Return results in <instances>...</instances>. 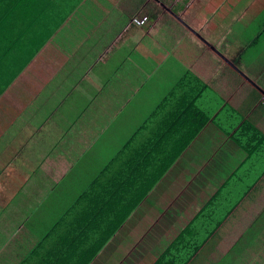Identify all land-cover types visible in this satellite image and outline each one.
<instances>
[{"label": "crops", "instance_id": "obj_1", "mask_svg": "<svg viewBox=\"0 0 264 264\" xmlns=\"http://www.w3.org/2000/svg\"><path fill=\"white\" fill-rule=\"evenodd\" d=\"M79 263L264 264V0H0V264Z\"/></svg>", "mask_w": 264, "mask_h": 264}, {"label": "trees", "instance_id": "obj_2", "mask_svg": "<svg viewBox=\"0 0 264 264\" xmlns=\"http://www.w3.org/2000/svg\"><path fill=\"white\" fill-rule=\"evenodd\" d=\"M198 131H199V127L196 129L194 136L198 133ZM118 179L119 178L114 173H105L104 179L96 180L95 183L98 184L100 187L107 188L105 185H108V184L111 186L117 185ZM113 188L115 189V187H113ZM100 198H101V195H100ZM75 207L77 208V205ZM133 210L134 209L131 208L130 210H128V212L129 213L133 212ZM128 212L124 216H122V218L120 219V221L116 225H114L113 227H110V226L107 227V235H103L104 237H102V238L95 235L94 240H96V241L93 244H91V246H89V248L82 250V254H81L80 250L78 251L77 255L80 258V260L82 259L81 261L84 260L83 257H87L85 259L86 261L84 263L91 261V259H93L102 250V248L105 246V244L111 239V237L117 232V230L121 227V225L127 220L128 215H129ZM117 214H118V211H117ZM92 228H94V233L99 232L100 227H98V225H96ZM69 245H70L71 251L76 252V250H77L76 242H73V243L70 242ZM67 254H69L68 251H67ZM79 264H81V263H79Z\"/></svg>", "mask_w": 264, "mask_h": 264}, {"label": "rangeland", "instance_id": "obj_3", "mask_svg": "<svg viewBox=\"0 0 264 264\" xmlns=\"http://www.w3.org/2000/svg\"><path fill=\"white\" fill-rule=\"evenodd\" d=\"M114 143V145H111V146H103V147H97L98 148V150L100 151V152H102L103 151V149L104 150H106L105 152H111V150H115V148H117V146L118 145H120V143H121V141H119V140H117L116 138H113V140H112ZM106 147H108V149H106ZM101 148H103V149H101ZM98 173H79L78 174V176H81V178H79V183L81 182L83 185H85L86 186V181H87V179L86 178H88L89 179V177L90 178H92L93 179V176H95V175H97ZM83 177V178H82ZM91 179V180H92ZM77 182V181H76ZM62 192H66V193H75V191H79L77 194H79V193H81V185H78V183H77V186L76 187H74V188H72V189H67V188H65V187H63V189L61 190ZM83 206V205H82ZM89 209H87L86 207H77L76 208V211H75V214H76V219L78 220V221H81V220H83L84 218H85V216H86V213H87V211H88ZM62 212H64V211H52L51 213H50V215L52 216V218H58L59 216H60V214L62 213ZM75 219V220H76ZM54 222V221H53ZM53 225V224H52ZM52 225H48V231H50V227L52 226ZM37 240H40V239H37Z\"/></svg>", "mask_w": 264, "mask_h": 264}, {"label": "built area", "instance_id": "obj_4", "mask_svg": "<svg viewBox=\"0 0 264 264\" xmlns=\"http://www.w3.org/2000/svg\"><path fill=\"white\" fill-rule=\"evenodd\" d=\"M147 20H148L147 18H143V19L135 18L133 21L137 25H144L147 22Z\"/></svg>", "mask_w": 264, "mask_h": 264}]
</instances>
